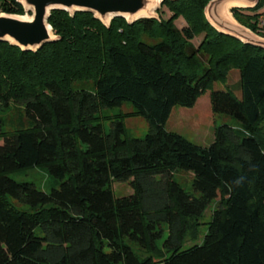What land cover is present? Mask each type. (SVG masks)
<instances>
[{
    "label": "trees",
    "instance_id": "trees-1",
    "mask_svg": "<svg viewBox=\"0 0 264 264\" xmlns=\"http://www.w3.org/2000/svg\"><path fill=\"white\" fill-rule=\"evenodd\" d=\"M209 1L163 0L170 18H114L109 28L55 10L58 41L36 52L0 42V114L19 112L10 130L0 116V264H264V49L217 32ZM0 12L24 14L16 0H0ZM231 13L264 37V0ZM232 70L236 89L213 91ZM208 90L212 112L239 128L218 127L209 147L164 129L173 107L193 108ZM123 102L148 123L143 138L124 137L123 115L107 133L97 122ZM32 167L47 168L49 192L7 175ZM175 171L192 174L190 192ZM112 183L133 194L114 198ZM217 198L202 243L180 250L188 221ZM162 222L170 253L156 260Z\"/></svg>",
    "mask_w": 264,
    "mask_h": 264
},
{
    "label": "rangeland",
    "instance_id": "rangeland-1",
    "mask_svg": "<svg viewBox=\"0 0 264 264\" xmlns=\"http://www.w3.org/2000/svg\"><path fill=\"white\" fill-rule=\"evenodd\" d=\"M159 16L163 19H168L171 16L170 11L163 5L157 10ZM245 14H251L244 12ZM262 13V10L258 11ZM174 25L180 30L187 24L185 20L180 16L175 19ZM259 31L264 35V15L259 19L258 23ZM201 38H195L192 43L195 47H198ZM238 82L237 70H232L225 84L221 82L213 83V91H226L231 90L233 87L236 89ZM232 91V90H231ZM236 95V92L233 91ZM210 90L201 95L193 108H184L181 106L173 107L165 125L164 129L169 132L181 135L191 143L200 147H209L214 141V133L216 129L222 125H226L233 128H239V122L232 116L214 114L210 106ZM135 109L130 102H123L120 107H114L109 109H102L98 114L97 122L102 126L105 133L110 128V122L114 120L113 117L123 115L121 120L124 123L126 138H143L148 130V123L139 115H134ZM16 108L11 107L2 112V116L5 120V129L10 130L13 128V122H17ZM2 140H0L1 144ZM8 177L18 182H28L34 184L38 189L43 192H49L52 185V178L48 174L47 168L32 167L26 170H15L7 173ZM191 179L192 174L183 171H175L172 180L177 182L184 190L191 191ZM112 193L114 198L125 197L133 194V189L129 183H112ZM217 200L213 201L204 211L203 215L198 221L189 220L188 230L180 246V250H185L192 245L201 244L204 235L207 231V224L211 220L212 212L216 206ZM163 233L161 237L155 240L157 250L154 253H149L154 259H158L161 256L166 257L170 252L163 246V242L168 236V225L162 222ZM159 230V226L157 225ZM133 251L140 257L147 256V252L139 251L137 247H133Z\"/></svg>",
    "mask_w": 264,
    "mask_h": 264
},
{
    "label": "water",
    "instance_id": "water-1",
    "mask_svg": "<svg viewBox=\"0 0 264 264\" xmlns=\"http://www.w3.org/2000/svg\"><path fill=\"white\" fill-rule=\"evenodd\" d=\"M24 14L0 12V42H7L24 52H36L45 44L58 41L48 19L52 11L60 10L73 16L86 12L109 28L114 18L128 24L140 19H158L157 10L163 0H16ZM258 0H211L204 8L207 22L220 34L264 49V37L238 23L232 8H253Z\"/></svg>",
    "mask_w": 264,
    "mask_h": 264
}]
</instances>
